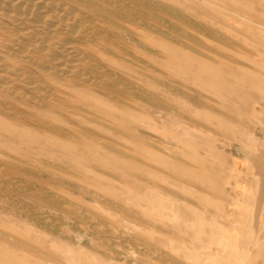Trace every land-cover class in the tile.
Wrapping results in <instances>:
<instances>
[{"label": "rangeland", "instance_id": "1", "mask_svg": "<svg viewBox=\"0 0 264 264\" xmlns=\"http://www.w3.org/2000/svg\"><path fill=\"white\" fill-rule=\"evenodd\" d=\"M49 1L0 12V264H264V0Z\"/></svg>", "mask_w": 264, "mask_h": 264}, {"label": "bare ground", "instance_id": "2", "mask_svg": "<svg viewBox=\"0 0 264 264\" xmlns=\"http://www.w3.org/2000/svg\"><path fill=\"white\" fill-rule=\"evenodd\" d=\"M70 1V0H69ZM72 1V0H71ZM79 1V0H78ZM84 1V0H83ZM90 1V0H89ZM93 1V5H95V7H97V9L99 11H94L95 15L97 16H102L103 14L105 15V10H106V6H104L106 3H108L109 5H111V3H113V9L114 12L117 13H121V12H124L122 8V6L125 5V3L123 2V0H91ZM134 1V0H133ZM53 2V1H52ZM50 2L49 0H0V12H2L3 14H6V15H14L17 20L19 21H25L27 22L29 25H31L32 27H35V29H39L41 31H43L44 29L47 30V32H51V30L54 28L58 31H61V32H65L69 35L71 34H75L76 32H78L77 30L79 29L80 25H81V18L77 17V15H75L74 13H76V10H75V7L73 6V4H70L69 7H62L61 6H58L57 3H52ZM73 2V1H72ZM82 2V1H81ZM86 2V1H85ZM132 2V1H131ZM135 2H137L135 0ZM134 2V3H135ZM83 3V2H82ZM87 3V2H86ZM92 3V2H91ZM89 3V4H91ZM138 3V2H137ZM119 4H121L122 6L119 7ZM136 4V3H135ZM139 4V3H138ZM151 6L154 7V8H160L161 6H158L154 5L153 6V3L150 2ZM160 4V3H159ZM83 5V4H82ZM81 5V6H82ZM107 5V4H106ZM141 6L143 4H140ZM162 5V4H160ZM87 6V5H86ZM132 6V5H131ZM138 6V5H137ZM83 7V6H82ZM85 7V5H84ZM140 7V6H139ZM143 7V6H142ZM109 8V7H108ZM107 8V9H108ZM163 8H166V7H163ZM90 9V8H89ZM132 9V7H131ZM137 9V8H136ZM169 9V8H168ZM173 10V9H172ZM88 11V10H87ZM147 12V11H146ZM162 12V11H161ZM172 12V11H170ZM88 13V12H86ZM125 13V12H124ZM155 13V12H154ZM113 14V12H112ZM134 14L136 15V10H130V13H126V21H128L130 24L132 23H135V22H138V18L134 16ZM152 14V12H151ZM156 14V13H155ZM159 14V13H158ZM164 14V13H163ZM174 14V13H173ZM5 15V17H6ZM90 15V14H89ZM111 15V14H110ZM121 15V14H120ZM148 15V14H147ZM150 15V14H149ZM154 15V14H152ZM91 16V15H90ZM93 16V15H92ZM91 16V17H92ZM113 16L114 19H118V20H121L122 18L116 16V15H111ZM122 16V15H121ZM155 16V15H154ZM153 16V17H154ZM175 16V15H174ZM177 16V15H176ZM123 17V16H122ZM167 17V16H166ZM96 18V17H95ZM151 18V17H150ZM168 18V17H167ZM152 19V18H151ZM158 19V18H157ZM16 20V21H17ZM110 20V19H109ZM108 20V21H109ZM123 20V19H122ZM141 20H139L140 22ZM3 22V21H2ZM85 22V21H84ZM92 22V21H91ZM95 22V21H94ZM99 23V22H98ZM143 23V22H141ZM117 23H115L116 25ZM146 24V23H145ZM6 25V24H5ZM141 25V24H140ZM163 25V23H162ZM165 25V24H164ZM16 26V25H15ZM169 26V25H168ZM166 27V25H165ZM13 30L15 29L12 28ZM17 32H21L23 31L24 29L23 28H17ZM175 29V27H174ZM113 30V28H112ZM124 30V29H123ZM25 31V30H24ZM16 32V30H15ZM152 32V31H151ZM39 33V32H38ZM96 33V32H95ZM103 33V32H102ZM102 33H100L102 35ZM126 33V32H125ZM48 34L49 36V33H46ZM94 34V32H93ZM97 34V33H96ZM174 34V33H173ZM115 35V34H114ZM110 36V35H109ZM23 40L21 41V46L20 48L17 49V53H22L24 52L27 48L29 47H34L35 49V52L37 54H43L46 50V47L44 46V43L43 40H42V43L41 42H38V41H35L30 34H23ZM98 37V35H97ZM117 37V36H116ZM171 37V36H170ZM111 38V37H110ZM113 38V37H112ZM173 38V37H172ZM102 39V38H101ZM104 39V38H103ZM108 39V38H107ZM116 39V38H115ZM110 40V39H109ZM132 40V39H131ZM105 41H106V38H105ZM61 44L62 45H59L61 47H59V53L56 52V53H52L50 55V61H52V64H51V70L52 69H56L58 67H60V65L56 64V63H53L55 61H58L59 62V58L60 57H64L66 59V61H71L72 57L70 58L69 57V49L70 47L67 46L66 48V43L67 41L62 39L61 41ZM83 42V41H82ZM11 43V42H9ZM13 43V42H12ZM15 43V42H14ZM69 44V43H68ZM33 45V46H32ZM201 45V44H200ZM204 45V44H202ZM206 46V45H205ZM14 47V46H13ZM144 47V46H143ZM202 47V46H201ZM203 48V47H202ZM208 48V47H207ZM16 50V49H15ZM14 50V51H15ZM71 50V49H70ZM210 52V51H209ZM72 53V52H71ZM62 59V58H61ZM64 59V60H65ZM49 61V62H50ZM73 62V61H72ZM74 64V62H73ZM62 66V64H61ZM50 67V66H49ZM66 68V67H65ZM98 68V67H97ZM19 69V68H18ZM43 69V68H42ZM67 70V69H66ZM64 71V70H63ZM68 71V70H67ZM57 72V71H56ZM68 73V72H67ZM105 73V72H104ZM47 75V74H46ZM118 84V83H117ZM120 85V84H119ZM116 86V85H115ZM121 89V88H120ZM129 89V88H128ZM122 90V89H121ZM127 92H129L127 89H125ZM120 91V90H119ZM130 93V92H129ZM131 94V93H130ZM105 95V94H104ZM133 95V94H132ZM40 128V127H39ZM114 130V129H113ZM9 131V130H8ZM74 136V135H73ZM69 137V136H68ZM75 138V137H74ZM81 139V138H80ZM82 141V140H81ZM148 145V144H147ZM108 146V145H107ZM149 146V145H148ZM63 173V172H62ZM79 214V213H78ZM88 215V214H87ZM91 228V227H90ZM102 231V230H101ZM113 234V233H112ZM112 237V236H111ZM113 238V237H112ZM7 241V240H6ZM123 242V241H122ZM59 243V242H58ZM62 247V246H61ZM15 249V248H14ZM66 252V251H65ZM74 253V252H73ZM71 254V253H70ZM65 255V253L63 254ZM67 255V254H66ZM65 255V256H66ZM71 255H68L67 257H69ZM139 256V255H138ZM77 257V256H76ZM80 257V256H79ZM97 258V257H96ZM71 259V258H70ZM91 259V258H89ZM70 261V260H69ZM68 261V262H69ZM74 262V261H73ZM93 263V262H92ZM119 263V262H118ZM76 264V263H74ZM79 264V263H78ZM85 264V263H84ZM111 264V263H110ZM115 264V263H114Z\"/></svg>", "mask_w": 264, "mask_h": 264}]
</instances>
